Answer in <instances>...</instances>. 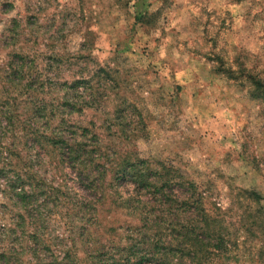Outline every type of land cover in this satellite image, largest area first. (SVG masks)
Here are the masks:
<instances>
[{
  "label": "rangeland",
  "instance_id": "374dc122",
  "mask_svg": "<svg viewBox=\"0 0 264 264\" xmlns=\"http://www.w3.org/2000/svg\"><path fill=\"white\" fill-rule=\"evenodd\" d=\"M253 82L264 86V0H0V248L12 264H33L36 226L61 259L87 258L86 228L116 244L139 239L125 207L133 186L89 211L80 181L35 140L50 132L33 120L43 105L60 116L51 129L64 118L117 156L194 183L213 227H224L222 251L206 246L200 261L264 264V99ZM66 96L89 105L69 115ZM16 175L38 188L40 206L38 221L18 226L6 188ZM184 220L178 228L195 223ZM174 229L169 237L193 243Z\"/></svg>",
  "mask_w": 264,
  "mask_h": 264
},
{
  "label": "trees",
  "instance_id": "16d2710c",
  "mask_svg": "<svg viewBox=\"0 0 264 264\" xmlns=\"http://www.w3.org/2000/svg\"><path fill=\"white\" fill-rule=\"evenodd\" d=\"M253 83L261 89L260 97L264 99V86ZM79 89L81 88L75 90L79 91ZM64 99L69 103L67 106L70 109L69 115L82 112V105H89L87 100L81 101L68 96ZM79 105L81 110L77 108ZM45 109V106H39L36 112H32V116L36 124H46L50 132L46 129L42 135L38 132L35 140L47 151L53 148V155L57 161L80 181V185L89 193V197L85 199V207L89 211L97 212L93 209V204L96 203L101 204L102 208L115 204L112 194L116 188L133 186L136 189L135 194L126 198L125 207L133 210L132 215H136L135 222L131 220L128 228L130 230L139 228V239L129 240L130 236H128L123 240L119 238L116 244L107 236L108 233H104L99 240L96 235L98 229L94 232L93 228H86L83 234L86 239H82L81 244L87 258L84 261L72 259L71 256L61 259L57 254L52 253L51 247L43 244L39 228L36 226L27 237L32 238L35 243V252L32 253L36 260L33 264H208L199 260L200 249L207 246L218 252L222 251L224 227L219 226L218 223L213 227L209 215L202 210V195L196 199L194 197L193 193L197 192L194 183L184 180L185 178L181 176L171 175V171L166 166H162V169L154 168L137 156L132 159V152H128L125 156H117L112 148L100 143L97 133L93 130L83 126L64 128V118L59 127L51 129L52 122L60 116L53 111L44 114ZM110 155L115 156L116 160H112ZM6 173L5 170L0 171V174ZM31 185L34 186L33 192L26 190L27 181L21 175L8 179L6 184L7 190L10 189L12 192L13 204L18 209L17 226L21 221L29 218L38 221L36 216L32 215V210L40 207L36 199L39 190L35 185ZM92 196L95 197L91 199ZM181 200L185 205L190 204V208L184 213H179L178 204ZM170 211L173 214H170ZM180 219L182 221L186 219L184 220L186 223L195 220V223L184 229L178 228ZM172 227L177 232L180 229L182 231L179 232L180 235L195 236L192 239L193 243L169 237V229ZM95 235L98 242L94 238ZM16 241L17 238L12 243L15 244ZM46 249L47 258H44L42 255ZM109 250L116 252L108 253ZM49 254L52 255L48 256ZM13 258L9 249L0 248V264H12ZM50 259L52 261L48 263Z\"/></svg>",
  "mask_w": 264,
  "mask_h": 264
}]
</instances>
